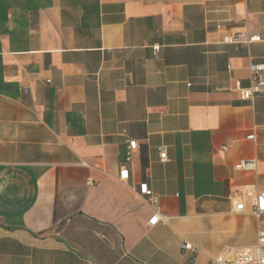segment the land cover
<instances>
[{"label": "crops", "instance_id": "obj_1", "mask_svg": "<svg viewBox=\"0 0 264 264\" xmlns=\"http://www.w3.org/2000/svg\"><path fill=\"white\" fill-rule=\"evenodd\" d=\"M251 63L264 0H0V264H212L255 245ZM141 184L165 221L147 224Z\"/></svg>", "mask_w": 264, "mask_h": 264}, {"label": "built area", "instance_id": "obj_2", "mask_svg": "<svg viewBox=\"0 0 264 264\" xmlns=\"http://www.w3.org/2000/svg\"><path fill=\"white\" fill-rule=\"evenodd\" d=\"M259 37L254 34L243 35L235 34L233 36L226 37L224 42L227 44H250L252 42H258ZM249 86L242 90V97L246 100L252 101L255 97L264 95V64L251 63L249 65ZM27 88H23V92H27ZM247 139H253V135L249 134ZM138 148V144L134 140L128 142V160L131 159L132 153ZM159 158L161 161H167L166 152L163 148L158 149ZM255 161L241 162L235 166V170H251L255 168ZM128 178V171L121 167L119 170V179L126 180ZM140 196L145 198L147 204L153 207V213L148 220L149 226L155 225L158 221L166 220L159 214L157 207V200L152 191L146 184H141L138 188ZM252 213L256 216H260L264 213V191L260 192L251 201ZM244 211L243 203H236L232 212L242 213ZM185 248H189L185 244ZM212 264H264V229L261 230L257 237V242L253 246L240 247V248H226L214 259Z\"/></svg>", "mask_w": 264, "mask_h": 264}]
</instances>
